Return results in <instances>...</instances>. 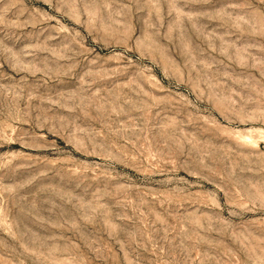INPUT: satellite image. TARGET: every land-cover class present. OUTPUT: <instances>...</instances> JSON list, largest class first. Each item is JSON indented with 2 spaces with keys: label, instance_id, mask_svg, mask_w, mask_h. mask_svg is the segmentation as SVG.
<instances>
[{
  "label": "rangeland",
  "instance_id": "rangeland-1",
  "mask_svg": "<svg viewBox=\"0 0 264 264\" xmlns=\"http://www.w3.org/2000/svg\"><path fill=\"white\" fill-rule=\"evenodd\" d=\"M0 264H264V0H0Z\"/></svg>",
  "mask_w": 264,
  "mask_h": 264
}]
</instances>
